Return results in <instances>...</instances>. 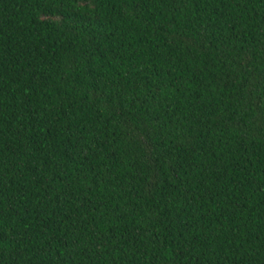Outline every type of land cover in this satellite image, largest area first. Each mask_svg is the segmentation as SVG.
Segmentation results:
<instances>
[{
  "label": "trees",
  "instance_id": "1",
  "mask_svg": "<svg viewBox=\"0 0 264 264\" xmlns=\"http://www.w3.org/2000/svg\"><path fill=\"white\" fill-rule=\"evenodd\" d=\"M0 264H264V0H0Z\"/></svg>",
  "mask_w": 264,
  "mask_h": 264
}]
</instances>
